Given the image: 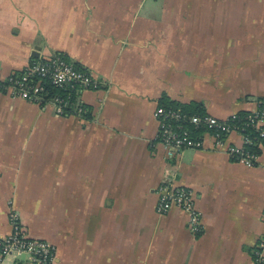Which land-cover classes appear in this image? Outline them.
<instances>
[{"label": "crops", "instance_id": "obj_1", "mask_svg": "<svg viewBox=\"0 0 264 264\" xmlns=\"http://www.w3.org/2000/svg\"><path fill=\"white\" fill-rule=\"evenodd\" d=\"M63 56L99 82L84 116L0 93V235L12 212L56 264H256L264 144L256 164L205 133L169 158L155 137L168 99L226 120L264 101V0H0V72ZM173 178L200 217L157 212Z\"/></svg>", "mask_w": 264, "mask_h": 264}, {"label": "built area", "instance_id": "obj_2", "mask_svg": "<svg viewBox=\"0 0 264 264\" xmlns=\"http://www.w3.org/2000/svg\"><path fill=\"white\" fill-rule=\"evenodd\" d=\"M98 86L99 82L90 73L77 68L61 55L35 59L22 71L8 76L0 72V93L43 107L52 106L59 115L84 116L87 109L81 95L84 91L97 89ZM49 87L65 91L69 95H52ZM154 117L159 124L155 139L165 148L169 158H176L187 149L202 148V137L205 133L212 135L218 145H222L231 133H238L243 138V146L230 147L228 153L233 160L253 165L258 156L250 153L248 148L256 145V140L259 143L264 140V101L249 116V124L240 127L235 124L237 114L223 120L207 114H190L181 108L160 106L154 112ZM249 127L257 133V137L245 133ZM159 194L157 212L160 215H166L174 208L181 209L189 213L195 232H202L200 217L190 190L176 186L173 178H170L160 187ZM10 222L11 234L0 235V264H56L55 246L48 241L28 237L16 212L11 213ZM255 261L256 264H264V235L257 245Z\"/></svg>", "mask_w": 264, "mask_h": 264}, {"label": "trees", "instance_id": "obj_3", "mask_svg": "<svg viewBox=\"0 0 264 264\" xmlns=\"http://www.w3.org/2000/svg\"><path fill=\"white\" fill-rule=\"evenodd\" d=\"M49 92L52 95H59L61 97H67L69 94L65 91H60L57 89H53L51 87L48 88ZM162 105L166 108H181L182 110H184L185 112H188L190 114H199L201 116L205 115L204 113V109L201 105L196 104V103H192L189 106H181L178 105L174 102L169 101L167 98L162 100ZM251 115V113H244L241 112L239 114H237L238 119L235 121V124L237 126H242V125H248L249 124V116ZM246 134H251L253 137L256 136L257 137V133L253 132V130L249 127L246 129L245 131ZM258 139V138H257ZM259 140V139H258ZM261 142H263L264 144V140H261ZM259 141L256 140V145L254 146H249L248 151L256 156H259V154L261 153V149L258 147ZM236 161V160H235ZM256 164V162H254V165Z\"/></svg>", "mask_w": 264, "mask_h": 264}, {"label": "rangeland", "instance_id": "obj_4", "mask_svg": "<svg viewBox=\"0 0 264 264\" xmlns=\"http://www.w3.org/2000/svg\"><path fill=\"white\" fill-rule=\"evenodd\" d=\"M214 117V116H213ZM217 118V117H216ZM219 119V118H218Z\"/></svg>", "mask_w": 264, "mask_h": 264}]
</instances>
